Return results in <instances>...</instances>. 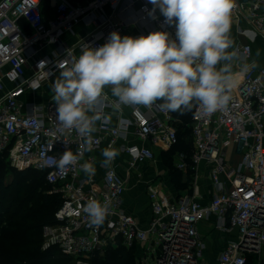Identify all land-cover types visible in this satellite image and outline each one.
Returning <instances> with one entry per match:
<instances>
[{
    "label": "built area",
    "instance_id": "built-area-1",
    "mask_svg": "<svg viewBox=\"0 0 264 264\" xmlns=\"http://www.w3.org/2000/svg\"><path fill=\"white\" fill-rule=\"evenodd\" d=\"M136 3L132 23L119 16L133 13ZM234 4L233 15L245 12L251 18V31L243 33L253 42L264 34V14L258 11L264 0ZM152 8L149 0H0V158L6 157L18 170L43 172L50 192L61 195L54 222L43 226L42 249L56 248L73 264H92L95 257L119 246L136 248L137 264H210L200 226L212 216L214 229L231 236L217 264H247L250 255L256 257L255 264H264V65L252 67L251 43L235 47L237 65L246 63L248 71L240 70L242 79L231 90L228 107L211 116L196 107L185 125L191 149L176 153V168L188 174L192 190L199 188L201 164H208L213 193L207 203L190 191L170 194L159 174L148 183L151 217L142 227L123 207L127 181L114 167H103L101 178L80 169L85 161L96 166L97 152L104 146L115 148L119 140L137 141L122 146L131 167L155 161L157 151L177 145L182 121L175 112L155 105L130 107L128 116L116 114L115 124L111 120L106 127L98 126L93 149L83 154L80 164L60 170L49 159L66 147L76 152L82 141L75 132L57 130V106L50 90L39 100L34 96L59 75L58 64L70 61L68 53L78 57L84 44L102 46L114 31L123 37L130 24L141 27L137 37L165 31L175 40V26L165 23L156 13L159 9L150 15ZM81 22L93 28L74 45L63 41V35ZM90 199L111 201L99 227L90 225L83 212Z\"/></svg>",
    "mask_w": 264,
    "mask_h": 264
},
{
    "label": "clouds",
    "instance_id": "clouds-1",
    "mask_svg": "<svg viewBox=\"0 0 264 264\" xmlns=\"http://www.w3.org/2000/svg\"><path fill=\"white\" fill-rule=\"evenodd\" d=\"M149 3L150 15L159 9L165 23L175 26V40L165 31L138 37L114 31L102 46L84 44L78 57L68 53L70 61L58 64L59 75L50 87L57 130L75 132L82 141L76 152L66 147L49 158L60 170L80 164L83 154L93 149L98 126H108L112 115L124 107L155 105L163 112L184 114L196 106L208 116L228 107L236 83L234 62L239 60L230 38L234 0ZM250 35L254 39L255 34ZM240 70L248 71V65ZM118 155L114 147L104 148L101 166L111 168ZM80 169L89 177L96 173L93 162L85 161ZM110 208L107 199H90L83 212L90 225L99 227Z\"/></svg>",
    "mask_w": 264,
    "mask_h": 264
},
{
    "label": "trees",
    "instance_id": "trees-1",
    "mask_svg": "<svg viewBox=\"0 0 264 264\" xmlns=\"http://www.w3.org/2000/svg\"><path fill=\"white\" fill-rule=\"evenodd\" d=\"M192 111L175 112L182 121L180 141L169 151L160 152L167 166H171L168 161L174 158V152L191 149L190 142L185 139L190 130L185 125L191 123ZM170 168L171 182L176 189L182 190L186 182H183L181 172ZM174 172L179 173L176 178ZM50 190L43 172L31 168L18 170L11 167L6 157L0 158V264H73L56 248L42 249L43 226L54 222L55 212L63 200L60 194ZM136 252V248L124 246L111 248L104 255L95 257L92 264H137ZM255 262L256 257L250 255L247 264Z\"/></svg>",
    "mask_w": 264,
    "mask_h": 264
},
{
    "label": "crops",
    "instance_id": "crops-1",
    "mask_svg": "<svg viewBox=\"0 0 264 264\" xmlns=\"http://www.w3.org/2000/svg\"><path fill=\"white\" fill-rule=\"evenodd\" d=\"M50 10L49 15H53V9L47 6ZM139 3H136L133 8V13H122L119 15L121 18L125 19L127 22L132 23L135 15L138 14ZM107 13L110 12L108 7L105 8ZM259 13L264 14V5L260 7L258 10ZM159 14V10L156 12ZM252 20L248 16L247 13L241 12L239 14H232V28L230 32V38L234 41V49L237 45H244L251 43L252 46V63L255 64L257 68L262 67L264 65V34L259 35L253 42H250V39L247 35L243 33V30L251 31L252 29ZM93 28L92 25L87 24L86 22H81L74 27L72 32H67L63 35V41H65L69 45L76 44L88 31ZM141 27L139 24H130L124 35L137 37L140 33ZM233 49H229L231 51ZM234 73H235V89L239 82L242 79V74L239 66L237 65V61L234 62ZM57 77V76H56ZM56 77L50 81L49 84L45 86L44 89L40 90L37 93V96L34 98L39 100L42 97H45L49 92L52 82L56 79ZM110 95V92H109ZM124 116H128L130 113V107H124L120 112ZM112 122L115 124L117 122V115L114 114L111 117ZM137 143L135 139H131V141L126 142L123 140H119L115 146V149L118 150L119 155L116 157L111 167H114L120 176L126 179L127 181V190L123 196V207L124 209L131 214H134L140 221L142 227H147L150 217H151V206L148 196V183L152 180L150 177H156L157 175H161L163 184L166 187V190L173 195H176L178 192L190 191L191 193H195L198 195V198L203 202L207 203L209 201V197L213 193V186L210 179L209 166L207 163L203 162L200 166L201 169V177L199 178L198 190L191 189V183L189 184V179H187V175L184 178L183 182H186V186L182 190H178L175 188L173 183L171 182V175L168 171L167 167L158 161V158L152 162H141L137 164L135 167H139L141 164L143 165V171L147 169V176L143 179L142 175L136 176L137 173H133L131 176V182H128L127 178H130V172L133 169L130 165L129 156L122 150V146L124 144H132ZM106 148V146L102 147L97 152V164H96V177L101 178L105 169L101 166L100 161L103 159L101 156L102 150ZM157 156L160 154V151H157ZM159 153V154H158ZM176 160V156H175ZM177 162V160H176ZM134 167V168H135ZM149 167V168H148ZM135 172V171H134ZM134 175V176H133ZM149 179V180H148ZM183 180V179H182ZM191 182V181H190ZM216 221V217L212 216L210 220L204 221L201 223V232L206 237L207 248L205 250V259L210 264H217V257L224 249L228 240L231 238L230 235L223 233L221 231H217L214 229V222Z\"/></svg>",
    "mask_w": 264,
    "mask_h": 264
},
{
    "label": "rangeland",
    "instance_id": "rangeland-1",
    "mask_svg": "<svg viewBox=\"0 0 264 264\" xmlns=\"http://www.w3.org/2000/svg\"><path fill=\"white\" fill-rule=\"evenodd\" d=\"M195 110H196V106H194L193 107V111H192V114H191V117L193 116V114L195 113ZM178 118V117H177ZM179 119V118H178ZM189 133V132H188ZM189 137H190V135L187 137V138H185L186 139V141H188L189 140ZM189 142V141H188ZM233 149V148H232ZM231 150V149H230ZM159 154V153H158ZM174 154V158H172V159H170L169 161H168V165H171V166H167V164H165L164 162H163V157L159 154L158 156H157V153H156V159L158 158V161L160 162V163H162L163 162V164L165 165V166H167V169H168V171L169 172H171L172 171V169L170 168V167H174L173 169H175L176 168V160H175V156H176V152H174L173 153ZM232 154V153H231ZM228 157H232L233 158V160L234 159H236L237 160V158L235 157V155L234 154H232L231 156H230V153L228 154ZM149 168V167H148ZM143 169V165L141 164L139 167L137 166V167H133V169L131 170V172H130V178H127L128 179V182H131V180H132V174L133 173H137L136 174V176H141L142 175V177H143V179L147 176V174H146V171H147V169H145L144 171L142 170ZM135 171V172H134ZM181 172V174H182V179H183V181H184V178L186 177V174H185V172H182V171H180ZM175 174L173 175V176H175V178L177 177L176 175H178L179 173H176V172H174ZM134 176V175H133ZM132 177V178H131ZM157 177V176H156ZM156 177H150L149 179H151L152 178V180L153 179H155ZM148 179V180H149ZM133 181V180H132ZM263 261H264V256H263Z\"/></svg>",
    "mask_w": 264,
    "mask_h": 264
}]
</instances>
